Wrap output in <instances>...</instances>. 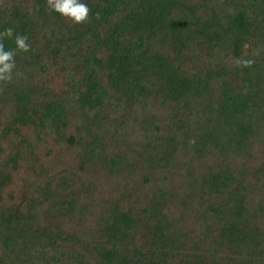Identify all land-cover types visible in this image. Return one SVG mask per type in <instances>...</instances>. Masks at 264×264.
<instances>
[{
	"label": "trees",
	"instance_id": "trees-1",
	"mask_svg": "<svg viewBox=\"0 0 264 264\" xmlns=\"http://www.w3.org/2000/svg\"><path fill=\"white\" fill-rule=\"evenodd\" d=\"M81 2L0 0V264H264V0Z\"/></svg>",
	"mask_w": 264,
	"mask_h": 264
},
{
	"label": "clouds",
	"instance_id": "clouds-1",
	"mask_svg": "<svg viewBox=\"0 0 264 264\" xmlns=\"http://www.w3.org/2000/svg\"><path fill=\"white\" fill-rule=\"evenodd\" d=\"M46 8L55 12L69 21L72 25L84 24L89 19L90 9L81 0H46ZM98 18V17H97ZM15 30L11 27L0 31V85L10 83L13 80L14 69L16 68L15 56L18 53L29 52L30 45L27 43V36L14 35ZM14 49L5 50L3 41L13 39ZM255 63L251 58H237L235 65L239 68H251Z\"/></svg>",
	"mask_w": 264,
	"mask_h": 264
}]
</instances>
